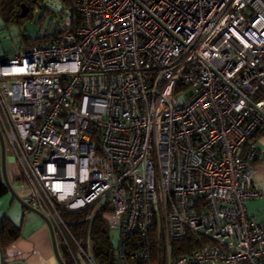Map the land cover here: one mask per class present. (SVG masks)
Wrapping results in <instances>:
<instances>
[{"label":"built area","instance_id":"2783aa9c","mask_svg":"<svg viewBox=\"0 0 264 264\" xmlns=\"http://www.w3.org/2000/svg\"><path fill=\"white\" fill-rule=\"evenodd\" d=\"M41 46L0 53V134L71 264H264L247 203L264 136V0H76ZM157 234L158 251L153 253ZM207 240L174 257L172 245Z\"/></svg>","mask_w":264,"mask_h":264},{"label":"trees","instance_id":"16d2710c","mask_svg":"<svg viewBox=\"0 0 264 264\" xmlns=\"http://www.w3.org/2000/svg\"><path fill=\"white\" fill-rule=\"evenodd\" d=\"M43 4L49 3L50 0H40ZM63 7L68 9L71 16V27L70 29H77L81 27L82 19L80 15L75 10L76 0H60ZM35 3L31 1L30 4ZM28 0H0V16L4 23H22L25 19H33L32 10L30 8ZM23 7L25 10H28L26 17H22ZM46 10V9H45ZM59 30V29H58ZM57 30V33L59 31ZM29 42V41H28ZM21 44L25 48L41 46L44 43H47L46 40L42 38L37 39L32 44ZM22 48V47H21ZM17 48V49H21ZM5 54V53H3ZM259 136L256 135L251 141H255ZM256 165V163H255ZM254 165V166H255ZM14 183H21V180L14 178ZM9 193L8 189L3 188L0 191V198ZM21 239V229L16 226L11 219L5 217L0 222V254L3 261L7 259V250L13 246L16 242ZM152 251L156 253L158 251L157 246V234L155 237H152ZM207 240L196 237H188L184 242L174 243L172 245V253L174 257H181L188 255L201 248L203 245L207 244ZM92 250L96 264H118L119 254L118 249L113 242V233L107 229L106 223L101 219L95 224V228L92 235ZM64 261L62 264H71L67 255L64 254Z\"/></svg>","mask_w":264,"mask_h":264},{"label":"rangeland","instance_id":"374dc122","mask_svg":"<svg viewBox=\"0 0 264 264\" xmlns=\"http://www.w3.org/2000/svg\"><path fill=\"white\" fill-rule=\"evenodd\" d=\"M29 4L31 1L35 3L30 4L32 10L33 19H25L22 23H8L7 25L1 19L0 16V53H8L17 48H25L21 44H32L37 39L41 38V34L46 32L49 36H54L57 34V30L60 31L64 28L65 24L70 22L69 27H71V16L65 7H63L60 0H50L49 3L43 4L40 0H28ZM46 9V10H45ZM29 41V42H28ZM6 150V167L8 176L14 172L15 158L11 154L9 145L5 143ZM12 183V182H11ZM11 187L13 191L20 194L21 191L26 190L21 186V183H12ZM22 197H25L23 195ZM19 198V197H18ZM20 199V198H19ZM9 201V202H8ZM25 211L21 203L12 194L0 198V215L2 219L5 217L13 218L17 221L18 225L24 221L23 215ZM32 216L41 220L40 216L36 213L31 212ZM29 214V215H30ZM113 242L116 247L119 245V235L113 233ZM64 258V253L59 252Z\"/></svg>","mask_w":264,"mask_h":264},{"label":"crops","instance_id":"0c3cea01","mask_svg":"<svg viewBox=\"0 0 264 264\" xmlns=\"http://www.w3.org/2000/svg\"><path fill=\"white\" fill-rule=\"evenodd\" d=\"M258 136L254 143L259 149V156L251 177V186L253 189L261 191L263 197L257 201H249L246 207L249 217L257 225H264V136ZM13 170L15 171V169ZM13 174L14 172L8 176L10 184L14 183L15 176ZM23 195L25 192L21 191L18 196L17 194L15 196L21 206L25 198L22 197ZM23 210L25 211L24 206ZM30 213L25 211L24 221L20 226L11 216V221L21 229V239L7 250L6 261H3L0 254V264H62L64 259L59 253L60 251H57L48 224L42 217H40L41 220H38ZM2 220L0 215V222Z\"/></svg>","mask_w":264,"mask_h":264},{"label":"water","instance_id":"95a60500","mask_svg":"<svg viewBox=\"0 0 264 264\" xmlns=\"http://www.w3.org/2000/svg\"><path fill=\"white\" fill-rule=\"evenodd\" d=\"M27 14H28V10H25V8L23 7L22 17L23 18L26 17ZM3 188L8 189L9 193L12 194L14 197L16 196V193L13 191L11 184L9 182V177H8L7 167H6V151H5L4 141L0 134V191ZM58 257H59V254H58Z\"/></svg>","mask_w":264,"mask_h":264},{"label":"flooded vegetation","instance_id":"af4514ba","mask_svg":"<svg viewBox=\"0 0 264 264\" xmlns=\"http://www.w3.org/2000/svg\"><path fill=\"white\" fill-rule=\"evenodd\" d=\"M4 146H5V144H4ZM6 151V150H5Z\"/></svg>","mask_w":264,"mask_h":264}]
</instances>
